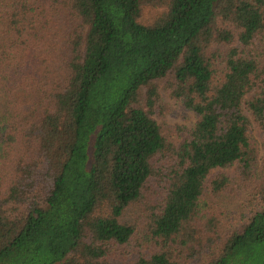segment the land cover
<instances>
[{"label": "trees", "instance_id": "1", "mask_svg": "<svg viewBox=\"0 0 264 264\" xmlns=\"http://www.w3.org/2000/svg\"><path fill=\"white\" fill-rule=\"evenodd\" d=\"M159 81L196 116L176 138ZM254 125L264 0H0V264H264Z\"/></svg>", "mask_w": 264, "mask_h": 264}, {"label": "rangeland", "instance_id": "2", "mask_svg": "<svg viewBox=\"0 0 264 264\" xmlns=\"http://www.w3.org/2000/svg\"><path fill=\"white\" fill-rule=\"evenodd\" d=\"M161 11L162 10L146 8L143 12L142 21L152 23L160 16ZM157 84L161 99L160 106L154 114V118L163 127L165 134L176 138L180 133V131H178L179 128H191L195 125L196 116L192 111L187 110L180 101L171 96L170 91L167 89L166 81H159ZM181 134L183 135V133ZM251 136L259 148V161L261 165L264 157V131L258 125H254L252 127ZM222 175L228 176L231 183L227 189L223 191L221 196L213 197L212 206L215 211L224 213L223 220L226 224L237 223L241 218L240 214L244 211L248 213L250 211L249 202L252 187L241 181L236 166L229 169L215 170L208 178V181L211 182ZM233 216H236V218ZM256 256V259L262 260V258H264V253H255V257Z\"/></svg>", "mask_w": 264, "mask_h": 264}]
</instances>
